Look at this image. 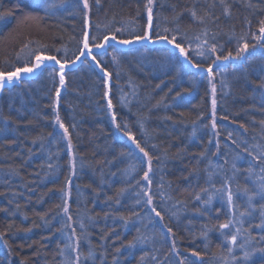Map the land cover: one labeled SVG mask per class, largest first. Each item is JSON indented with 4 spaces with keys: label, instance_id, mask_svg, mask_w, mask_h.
Returning a JSON list of instances; mask_svg holds the SVG:
<instances>
[{
    "label": "trees",
    "instance_id": "16d2710c",
    "mask_svg": "<svg viewBox=\"0 0 264 264\" xmlns=\"http://www.w3.org/2000/svg\"><path fill=\"white\" fill-rule=\"evenodd\" d=\"M44 2L0 0V73L30 67L37 52L61 62L75 60L83 47L85 14L95 43L110 34L132 40L148 24L147 0H88L87 9L83 0H46L54 5L47 16ZM192 10L198 15L207 10L218 19L201 25ZM261 19L264 0H153L152 40L168 28L166 35L182 38L193 63L202 61L207 68L215 56L207 53L203 60L195 40L207 27L217 54L236 57L213 65V82L206 71L191 68L178 50L160 42L126 49L108 44L95 54L110 74L107 88L103 75L86 59L66 74L58 99L57 73L49 66L33 80L3 89L0 264H69L77 254L79 264H264V253L258 251L243 259L244 251L264 248V233L255 227L264 201L256 197L257 211L239 217L247 210L244 190L251 192L259 183L258 176L247 172L255 162L242 148L264 144V38L253 39V34L260 36ZM243 42L248 51L236 56ZM57 115L67 137L55 123ZM125 131L152 156L150 185L143 178L147 159L124 138ZM254 171L259 173L260 167ZM228 189L237 219L229 229H220L234 215ZM144 191L153 197L163 222L146 205ZM197 194L213 196L210 214L196 211L202 208ZM239 219L246 222L241 225ZM237 227L242 231L232 245ZM244 228L254 242L241 249L248 236ZM173 241L176 251L171 250ZM193 251L199 256H192Z\"/></svg>",
    "mask_w": 264,
    "mask_h": 264
},
{
    "label": "snow or ice",
    "instance_id": "6c2138e0",
    "mask_svg": "<svg viewBox=\"0 0 264 264\" xmlns=\"http://www.w3.org/2000/svg\"><path fill=\"white\" fill-rule=\"evenodd\" d=\"M36 2H37V5L39 6L40 0H36ZM97 3H99V0H97ZM221 3H223V0H221ZM53 6L54 5L47 3L45 0V2L43 4V9H42L45 16L48 15V10ZM83 6L85 9H87L89 7L88 0H83ZM251 6L252 5H249V7H251ZM145 8L147 11V21H148L147 27L145 28L143 35L135 36L134 39H132V40H126V39L118 40L117 36L115 34H110V35H105L103 37L102 43H95L97 38L91 36L90 32L88 31L89 18L87 16V14H85L83 38L81 41L83 47H81L79 49L80 54L76 57V60H80L81 56L90 57L95 62L96 67L100 69V72L103 73L106 88L108 87V79H109L110 74L103 67H101L100 61L93 54L92 49L93 48L104 49V48H106V45L109 41H115L116 43L122 44V45H129L133 42H139L141 40L148 41L150 43H154V42H158V41H166V43L171 45L173 49L178 50L179 56L182 57L191 66V68L197 69L201 72L206 71L207 75L209 77V82H211V79L213 77V65H215L218 61H222V60L227 61L229 59H235L236 58L233 56V54L231 52H229L227 55H218L217 54V45L215 43H211V44L209 43V40L207 38L209 35V30L207 29V27H205L202 31V34L197 35L195 37V40L200 41V43L197 45V48L200 49L197 52V55L202 57L203 60H207L209 58L207 53H211V55L215 56V60H213L212 63L208 64L207 68H204L202 61H198L196 63H193V61L189 58L188 50H186V48L184 46H182V43H181L182 38L178 39L177 35H172L171 38H169L168 35H166V33L169 32L168 28L164 29L165 34H157L155 40L151 39L150 31L153 27V0H147ZM224 14L225 15L229 14V10L227 7H225V9H224ZM191 16L194 18V20L198 21L201 25H206L208 22L214 23L218 19L217 17L212 16L211 13L207 10H205L203 15H198L195 10H192ZM42 18L43 17H41V19ZM120 31H121V29H119V28L116 29V32H120ZM178 31L179 30L177 29V32ZM259 34H260L259 37H257L255 34H253V39L264 38V19H261L259 21ZM202 36L204 37L203 39L201 38ZM213 39H214V36H213ZM240 39L244 40L245 38L241 37ZM191 42H192L191 40L188 41L189 45L191 44ZM90 44H91V47H90ZM25 47H27V45H25ZM248 47H249V45L247 42L241 43V45L237 49L236 56H240L242 53H244L248 49ZM113 59L115 60V56L113 57ZM45 61H54L56 65H59L60 87H58L56 89V95H57V99H58L60 97V94H61V88H63L65 86V67H66V64L68 62L65 61L64 63H62L61 60L57 59V57L55 55H51V56L42 55L39 52H37V54L35 55V63L31 67L16 68V70L14 72H10L7 74L0 73V90L3 89L5 82L12 83L14 80L16 82H19L21 80V73H32L34 70L41 69L42 66H44ZM72 63H75V61H72ZM261 87H264V84H262ZM212 91H213V95H214L215 94V85H213ZM108 95H109V93L107 91H105V93H104L105 98H107ZM215 106H216V101H215V99H213L212 100V108H213L212 128L213 129L216 128ZM112 107H113V105L111 103V100H108V108L111 110ZM112 120H113V123L116 124V117L114 114H113ZM56 122L59 123L60 128L64 129V136L67 137L68 136V130H67V128H65L63 123H60L58 115L56 118ZM260 123L262 126H264V121H261ZM116 127L119 129L120 125L116 124ZM241 127H244V126L241 125ZM124 128L126 129L127 125H124ZM124 135H126L128 137V139L132 142V144H134L135 147L141 153H143V156L147 159L148 170L144 172L143 178L150 185L151 180L149 177V173L152 170L151 169L152 156L149 155L148 151H146L143 147H141L140 143H138L137 140L133 138V136L131 135L130 132L125 131ZM228 137L231 139L232 133H229ZM262 139H264V136H262ZM232 142L236 143V141L234 139ZM68 146H69V151H71L72 145H71L70 140H69ZM237 147H241V145L237 144ZM242 151L247 152L248 156H250L252 161L255 162L247 169L248 174L250 176H252V175L258 176V180H259V183L257 184L255 190H252L251 192L247 188L244 190L245 194L247 195V210L245 212L239 213V217L244 218L246 216L251 217L253 215V213L255 211H257L255 206L253 205V201L256 199V197H259L260 200L264 201V144H257V145L250 146V147H244V148H242ZM201 155H203V154H201ZM225 162H227V161H225ZM257 165L260 167L259 173H256L254 171V169ZM233 168L236 169L235 164H233ZM210 178H211V173H209V179ZM225 183L227 184L228 181H225ZM207 191L208 190L206 188L202 189V192H204V193H207ZM217 191H221V190L217 189ZM143 195L145 197H147V199L145 201L146 205L149 206L151 208V211L155 214V216L159 217L160 221L163 222L164 216L161 214L160 211H158L155 207L152 206L153 205V197L149 194L148 191H144ZM195 199L197 201H199L202 205V208H197L196 211L199 212L201 215H203L204 212H208L210 214L211 208L208 206H210L212 204L213 196L207 195V198L204 199V198H202L201 195L197 194L195 196ZM137 203H140V201L138 200ZM227 204H228L229 210L231 212H233L234 215L232 216V218L228 219V221L226 223L220 224L219 225L220 229H229L233 225V220L237 219L235 216V212L237 211V208L234 205L233 194H232L230 189H228ZM63 210L65 211V213L68 211L67 201H64V209ZM0 211H4V209H0ZM217 211L219 212L220 209H217ZM258 211H259V215H260V223L256 224L255 227L260 229L261 232L264 233V205H261L260 208L258 209ZM69 219H71V217H69ZM237 222L240 223L241 225H243L246 221L244 219H239ZM80 227L84 228V224L81 223ZM167 231L173 237L175 236V233L173 232V230L171 228H168ZM241 231H242V228L237 227L236 232L231 235L230 243L232 245L237 244V236L241 233ZM243 231L248 233V236L246 237L245 242L243 244L239 245V247L241 249H244L246 245H249V244L254 242V238L251 236L250 230L248 228H244ZM260 240H264V235L260 236ZM129 246H131V242H129ZM171 250L176 251L175 241H173V245H172ZM73 251H76V249H73ZM116 251L119 252L120 249H117ZM227 251H228V253H232L233 248L229 247L227 249ZM256 251H258L260 253H264V248H254L252 252L244 251L243 259L245 261H247L252 256L253 252H256ZM89 255H91V253H89ZM192 256H199V253L196 251H193ZM115 259L116 258L113 257L114 261H115ZM153 259H155V258H153ZM232 259L235 260L236 257L233 256ZM79 261H80V255L77 254L75 261H70L69 264H79ZM180 264H185V261L181 260ZM226 264H227V261H226Z\"/></svg>",
    "mask_w": 264,
    "mask_h": 264
},
{
    "label": "water",
    "instance_id": "95a60500",
    "mask_svg": "<svg viewBox=\"0 0 264 264\" xmlns=\"http://www.w3.org/2000/svg\"><path fill=\"white\" fill-rule=\"evenodd\" d=\"M102 42H103V41H102ZM160 42H163L167 47L172 48V46L169 45V44H167L166 41H158V42L150 43V42H148V41H143V40H141V41H139V42H133V43H131V44H129V45H122V44H118V43H116L115 41H109V42L107 43V45H108V44H113V45H115V46H117V47H119V48H121V49H126V48L132 46L133 44H143V43H145V44H148V45H155V44L160 43ZM107 45H106V46H107ZM172 49H173V48H172ZM104 50H105V48H104V49H96V48H93V49H92L93 54H94V53H100V52H102V51H104ZM83 57H84V56H81L80 60H75V63L66 64L65 72H66V71H69V70H73V69H75L76 67H78L79 64H80V62H81V60L83 59ZM181 58H182V57H181ZM87 59H88L93 65H94V67L96 68V70H97L99 73H101V72H100V69L96 67L95 62H94L90 57H87ZM34 63H35V58H34V60H33L32 65H33ZM45 65L53 66V67L59 69V65H56L54 61H45V62H44V66H45ZM44 66H42V68H43ZM42 68H41V69H42ZM41 69L34 70L32 73H21V80H20L19 82H16L15 80H14L12 83H7V82H5V85H4L3 88L9 87V86L14 85V84H19L21 81H26V80L34 79V78L37 76L38 72H39ZM11 72H14V71H11ZM3 73L7 74V73H10V72H3ZM101 74H103V73H101ZM108 82H109V79H108ZM0 91H1V90H0Z\"/></svg>",
    "mask_w": 264,
    "mask_h": 264
},
{
    "label": "bare ground",
    "instance_id": "6f19581e",
    "mask_svg": "<svg viewBox=\"0 0 264 264\" xmlns=\"http://www.w3.org/2000/svg\"><path fill=\"white\" fill-rule=\"evenodd\" d=\"M87 59V57H83V59L81 60V62H80V64H79V66L78 67H76L75 69H73V70H69V71H66L65 72V76H66V74L68 73V72H73V71H75L76 69H78L84 62H85V60ZM76 60V59H75ZM75 60H73V61H75ZM64 63V62H63ZM70 63H72V61L71 62H68L67 64H70ZM51 68H53V69H55L56 70V73H57V77H58V81H59V69H57V68H55V67H53V66H50ZM59 87H60V83H59ZM64 88V87H63ZM63 88H61V90L63 89ZM91 183H93V181H91V180H89Z\"/></svg>",
    "mask_w": 264,
    "mask_h": 264
},
{
    "label": "rangeland",
    "instance_id": "374dc122",
    "mask_svg": "<svg viewBox=\"0 0 264 264\" xmlns=\"http://www.w3.org/2000/svg\"><path fill=\"white\" fill-rule=\"evenodd\" d=\"M247 51H248V50H246V51H245L244 53H242V54H245ZM211 82H213V78H212ZM212 84H213V83H211L210 88H213V85H212ZM211 92H212V99H214V98H215V94L213 95V91H212V90H211ZM215 93H216V92H215ZM212 113H213V108H211V115H212ZM215 120H216V116H215ZM59 121H60V119H59ZM212 121H213V116H212ZM60 122H61V121H60ZM55 123H56L58 129H59L60 131H62V133L64 134V129H63V128H60L59 123H57L56 121H55ZM124 138L128 139V137H127L126 135H124Z\"/></svg>",
    "mask_w": 264,
    "mask_h": 264
}]
</instances>
